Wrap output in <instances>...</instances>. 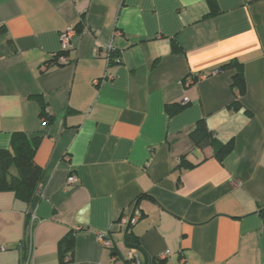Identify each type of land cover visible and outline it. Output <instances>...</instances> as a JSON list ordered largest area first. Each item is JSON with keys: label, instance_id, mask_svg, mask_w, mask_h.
<instances>
[{"label": "crops", "instance_id": "1", "mask_svg": "<svg viewBox=\"0 0 264 264\" xmlns=\"http://www.w3.org/2000/svg\"><path fill=\"white\" fill-rule=\"evenodd\" d=\"M81 17L69 63L50 62ZM232 61L245 79L234 108L235 69H220ZM200 120L231 143L222 158L190 141ZM18 132L42 135L43 180L30 205L0 191V264H23L30 212L27 264H126L119 221L134 210L142 264H264V0H0V151Z\"/></svg>", "mask_w": 264, "mask_h": 264}, {"label": "trees", "instance_id": "2", "mask_svg": "<svg viewBox=\"0 0 264 264\" xmlns=\"http://www.w3.org/2000/svg\"><path fill=\"white\" fill-rule=\"evenodd\" d=\"M210 13L208 16H215L218 14V7L215 2L209 1ZM82 17L80 22L74 28L76 33L82 31ZM174 51L178 52L179 48L174 44ZM68 50H61L55 56L52 57L50 62L58 63L59 56H67ZM108 66L119 64L118 58L112 59V52L109 53ZM112 59V60H111ZM60 64V63H58ZM233 68L235 74L232 77L230 90L234 97V101L229 105L230 108H234L239 105L240 99L245 95V79L243 76L242 65L236 61H232L226 65H223L220 69ZM196 79H192L194 83ZM191 83V84H192ZM32 100L36 101L39 105V117L42 120V127L49 126L54 118L47 112V104L44 102L41 96H31ZM188 103L183 104H169L164 106V111L168 118L180 114ZM41 134L28 136L25 133L18 132L11 136L10 147L6 151H0V191H8L14 194V196L26 203L32 204L37 198L39 192L40 183L43 180V171L34 161V155L41 140ZM189 139L196 149L203 150L207 147H213L218 151L219 159L222 158L231 150V143L221 145L214 141L212 133H210L202 120L198 121L194 129L189 134ZM183 162V161H182ZM190 169L192 166L185 162L179 165V168ZM73 174V173H69ZM68 174V175H69ZM74 175V174H73ZM75 176V175H74ZM76 177V176H75ZM28 224V219L26 226ZM131 225L127 227V231L124 236L125 244L131 248L138 249L134 237L130 232ZM64 244V253L66 254L67 261L71 260L73 254V239L71 235L66 236ZM24 250V258L27 255L26 245L22 246ZM110 250H113L111 248ZM63 261V257L60 259ZM158 264V263H154Z\"/></svg>", "mask_w": 264, "mask_h": 264}, {"label": "built area", "instance_id": "3", "mask_svg": "<svg viewBox=\"0 0 264 264\" xmlns=\"http://www.w3.org/2000/svg\"><path fill=\"white\" fill-rule=\"evenodd\" d=\"M75 34V31L73 29H68L66 30L64 33L61 34L60 36V43H61V50H66L69 47L70 41L73 38ZM111 51V50H110ZM110 51H108L107 57H109V53ZM58 63L60 64H68L69 63V59L67 56H59L58 57ZM218 71H215L214 74H216ZM192 82L187 80L186 85L191 84ZM78 180L77 178L73 175V174H69L67 179H66V189H70L73 188L75 185H77ZM41 186H39V192H40ZM38 192V194H39ZM37 194V196H38ZM140 213L136 210L133 211V214L129 217V219H125L122 218L119 221V225L122 228H127L129 225H133L135 224L138 219L140 218ZM37 224V219L36 216L34 215L33 212H30L28 215V224L26 226V233L24 236V239L22 242H20V247L23 245H26L27 247V255L26 258L23 262V264H27L28 260H29V256H30V251L32 249L33 246V242H32V236H33V229ZM98 241L100 243V245L103 248L106 249H111L113 247L112 242L108 239L107 235L104 234H99L98 235ZM4 247L0 246V251H4ZM126 264H142L141 260H140V254H139V250L136 248H131L128 253L126 254Z\"/></svg>", "mask_w": 264, "mask_h": 264}]
</instances>
